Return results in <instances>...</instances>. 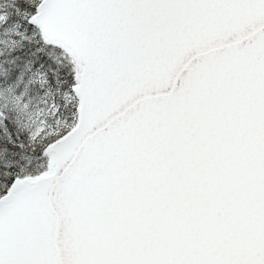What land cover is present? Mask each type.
Wrapping results in <instances>:
<instances>
[{
	"label": "snow or ice",
	"instance_id": "6c2138e0",
	"mask_svg": "<svg viewBox=\"0 0 264 264\" xmlns=\"http://www.w3.org/2000/svg\"><path fill=\"white\" fill-rule=\"evenodd\" d=\"M0 264H264V0H0Z\"/></svg>",
	"mask_w": 264,
	"mask_h": 264
}]
</instances>
